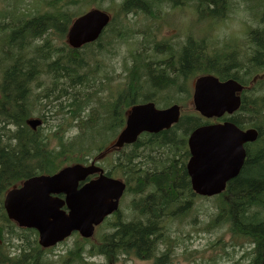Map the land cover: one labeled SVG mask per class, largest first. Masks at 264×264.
Wrapping results in <instances>:
<instances>
[{"label": "trees", "instance_id": "obj_1", "mask_svg": "<svg viewBox=\"0 0 264 264\" xmlns=\"http://www.w3.org/2000/svg\"><path fill=\"white\" fill-rule=\"evenodd\" d=\"M228 1L198 0L205 13L213 14L222 12ZM249 2L247 3L250 11L260 5ZM147 5V0H123L120 6L124 14L130 15L134 12L138 13L139 10L146 13L152 11ZM59 12L63 11L59 10ZM60 16L62 15L49 13L36 16L35 13H28L23 17H13L10 14L9 17L13 18L10 24L3 28L4 32H9L7 36L0 37L2 52L0 56L2 62L0 63V199L3 196L4 187L11 181L21 179L35 169L53 172L65 162L82 160L83 146L96 143L103 136L102 129H109L111 124L115 127L121 125L120 103L135 102L137 95L140 94L139 88H142L134 86L137 77V70L134 69L131 76L135 79L131 82V92L128 91V95H123L120 101L103 103V108H100L102 112H100L96 107L91 109L90 106L95 98L93 93L96 94L98 88H101L104 83L102 80V83H99L100 80H97L93 73L86 76L79 73V70L86 65V58L78 56V51L68 48L65 43L55 47L51 40L47 39L35 53L27 54L25 51L32 42L29 37L34 41L36 37H42L50 31H54V35L59 38L65 36L68 22L59 18ZM4 17H7V14ZM260 18L264 23V10ZM130 26L131 24L127 22H118L114 19L107 30L118 43H121L131 37L129 36ZM245 30L248 33L242 36L244 39H239V43L249 45L250 49L245 51L247 54L240 61L236 57L238 52L227 54L225 49L221 50L223 54L216 53V49H211L210 52L214 55L209 56L207 51L201 48L202 40H196L195 44L191 40L192 46L189 45L184 49L177 64L170 46H165L163 43L156 44L154 49L157 52H169L171 56L155 64L150 61L142 64L146 80L153 87L161 89V92L156 93L161 100L169 99L167 89L170 95H173L174 88L181 92L178 96H172V101L180 104L184 102L182 116L170 129L144 134L135 143L129 145L127 149L131 150L125 158L121 157L122 154L121 158L116 160L118 167L128 170V182L132 179L135 183L133 187L129 184V191L135 193V199L131 200L134 216L129 220L116 222L115 230L107 234L99 243L92 244L89 251L87 248L84 251L83 242L78 243L69 251L68 258L62 261V264H88L84 258V252L89 255H101L110 262L115 261L120 255L153 258L155 264L168 262L170 256L167 254H170V251L162 252L160 255L156 253L160 239L164 236L162 233L171 231V226L181 222L189 213L186 218L188 219L194 211L191 205L197 198L208 199L199 196L192 189L186 169V158L189 154L187 136L196 127L212 120L204 119L195 111L189 113L191 108L187 104L188 99L185 95L190 93V84H187L185 88L184 83L180 84L181 78L186 82L190 76L194 78L202 73H212L221 79L232 77L243 86H249V91L256 90L254 94L260 93L253 98L254 101L250 99V96L248 99L245 96L239 113L232 118L235 123L243 126L247 122H244L242 115L248 116L253 126L259 130L260 137L257 141L248 144L240 173L231 179L226 191L214 196L217 199L216 210L210 218L208 227L218 228L227 225L234 237L248 242V247L256 245L253 252L249 251L248 247L245 248L243 255L239 258H247L251 261L248 264H264V127L262 125L264 124V27L255 30L246 27ZM89 45L87 46L90 47ZM190 47H196L191 50V54L188 52ZM242 47L239 44V46L222 48L240 51ZM42 54L45 56L43 59H41ZM199 57L201 58L198 59ZM200 60L203 62L200 63ZM46 61H48V67L43 72ZM139 75L141 77V74ZM106 80L109 78L106 77ZM46 83L50 86L48 92L39 94L35 101L39 100L41 106L48 101L47 110L53 106L58 108V111L70 113V119L76 122L73 129H78V133L71 139L65 140L60 133H63V123H56L54 125L56 129L49 133V147L45 143L48 151L43 150L45 153L42 152L39 157V151L43 145L38 142H45L44 137L39 132L29 129L26 119L33 106L30 103V91H33L34 95L36 90L43 88ZM62 83H65L66 87L60 89L59 86ZM69 85L76 87L77 93L72 94L73 96L68 95L66 90ZM46 86L48 85L46 84L44 88ZM55 89L60 91L57 95H52L51 92ZM67 95L68 98H66ZM248 101L252 102V106L248 105ZM44 115L47 114L44 113ZM176 131L182 132L179 134L182 137L181 145L178 143ZM4 135L7 138L2 144ZM144 138H146L145 141H143ZM53 140L56 144L51 147ZM153 150L156 154L152 153ZM6 218L0 206V264H45L38 244L28 243L26 234L17 230L16 226ZM5 226L10 228L8 232ZM16 242H20V245ZM7 243L10 248L20 247V251L6 250ZM165 243L171 242L167 240ZM243 244L245 243H237L231 248L233 255L237 247H244Z\"/></svg>", "mask_w": 264, "mask_h": 264}, {"label": "rangeland", "instance_id": "obj_2", "mask_svg": "<svg viewBox=\"0 0 264 264\" xmlns=\"http://www.w3.org/2000/svg\"><path fill=\"white\" fill-rule=\"evenodd\" d=\"M45 1L50 0H38V5L35 4V0H0V37L7 36L9 31L3 30L7 26V24H10L13 17H23L25 12L32 13L34 8H37L38 10H44L46 3ZM122 0H75L73 3L68 5V8L70 10H87L89 7H100L104 6L106 8H109L116 17H118V5H120ZM264 0H250V4H260L259 6L254 7L253 10L248 9V3L244 0H239L236 4L235 0H229V4L226 6V8L222 11L223 16L225 17L229 13H231L235 9V21L234 25L230 28L229 32L221 33L218 31L217 28V20H214V23L211 25L209 31L207 30V23L203 24L201 27L200 25L203 23V21L209 17V15H212L211 13L207 12L203 13V16L201 15L197 5L193 2L189 5H181L185 7L182 11L179 13H175L173 11V7L170 3H164L165 7L162 11H160V21H157L151 17L143 18L142 14H139L138 16H135L132 21L123 20L120 19V22H127L131 24L130 28H135L139 30L138 33H136L133 37L127 38L123 40L121 43H118L116 45V48L113 50V53L111 54H105L102 56V61L100 68L97 72L98 79L99 80H106V77H109V79L114 76L116 80H120L121 75L127 74V70H124L120 72V65H121V58L122 55L126 57L127 64L129 66V70L131 72V75H133V70L137 69V77H136V83L134 86L142 87L139 89L140 94H144L147 91L144 87V81L146 80V73L144 69L142 68V64H146L148 61H152L154 59V51L151 46L147 43L144 45L143 37L145 34H158L162 37L163 42H167L169 44L177 43V42H183L184 39L175 40L174 36L178 34V32H182L184 35H188L190 38L195 41L202 40L205 46L206 53L210 55H214L209 52V46L211 44H214L217 42L216 38H219L222 43L225 41L229 36L232 34L234 30H236V37L232 36L230 37V43L233 45H238L239 39L243 38L242 36L246 35L248 33L247 30H245L246 27H251L252 30L262 28L264 27V23L261 21V14L264 10ZM263 2V3H262ZM103 7V8H104ZM193 9L194 13L192 15H189L187 12V9ZM5 13L11 14L13 17L10 18L9 15L7 17H4ZM206 14V16H204ZM1 15H3L1 17ZM153 14H150V16ZM190 26V27H189ZM189 27V28H188ZM200 27V28H199ZM188 28V29H187ZM199 28V30H198ZM186 30V31H185ZM191 30H198V34L190 33ZM206 31V32H205ZM204 32V33H203ZM202 33V34H201ZM217 33V34H216ZM215 35V37L213 36ZM239 39H238V38ZM43 40L39 39L37 43L42 42ZM147 42H150L149 39H147ZM224 43V42H223ZM7 50V48H5ZM192 49H196V47H190L188 49L189 54L192 53ZM5 50V51H6ZM212 51V50H211ZM79 52H82L79 51ZM220 54H223V52L219 51ZM5 53V52H4ZM200 55V53H198ZM228 54V53H227ZM247 52L244 50H241L240 54H238L236 57L238 61L242 60L243 57H245ZM2 55V52L0 50V56ZM79 56V55H78ZM208 56V57H209ZM199 57L198 59H200ZM97 58H94L91 62L92 66L96 68L100 64V60L96 62ZM141 60V64H140ZM203 61L200 60V63ZM0 63H2L0 61ZM201 66V65H200ZM112 67V70H111ZM1 71V69H0ZM116 71L117 73H115ZM79 74V73H77ZM82 74V73H80ZM141 74V77L140 75ZM179 75V74H178ZM130 76V75H129ZM198 75L195 76V78ZM176 77V76H175ZM178 77V76H177ZM227 79V78H226ZM139 80V81H138ZM138 81V82H137ZM128 82L131 85V80H128ZM0 83H1V75H0ZM48 85L44 88L45 85ZM43 88L39 89L40 94H45L48 92L50 86L48 83H46ZM181 84V83H180ZM74 85H69L66 90L68 91V95L73 96L76 91V87H73ZM60 89L65 88V83H62L60 86ZM120 89L116 88L115 91ZM60 90L55 89L51 92L52 95H57ZM72 91V92H71ZM131 92V89L128 90ZM129 92L126 94L128 95ZM193 92V90L191 91ZM37 94V93H36ZM38 95V94H37ZM68 95L66 98H68ZM257 95H260V93L257 94H249L250 99L252 101L253 98H255ZM138 97L139 94L137 95ZM99 97L102 101H107L105 96V90L101 91L99 93ZM109 98L116 99L117 97L113 96L112 90L109 91ZM64 99V98H63ZM191 100V98H190ZM39 101H35L34 108H33V115L39 116L41 113L44 112V109L42 107H38ZM48 101L46 102L45 106L47 107ZM170 105V104H169ZM168 105V106H169ZM192 106V105H191ZM49 107V106H48ZM98 108L97 105H91L90 108ZM120 107H122V103H120ZM163 107V106H162ZM167 107V106H166ZM103 108V105H102ZM90 109V110H91ZM52 110V111H51ZM58 108H53V106L50 107L47 111V121L45 122L44 126L41 129V133L47 134L49 129L52 128L54 130V124L62 122L63 126L65 125L67 116H70V113H66L64 111H58ZM102 112V109L100 110ZM247 114L246 112H244ZM85 113H83L84 115ZM237 114V113H235ZM123 115V112H122ZM242 118L244 122H247V125H251L253 122L249 120V117L246 115H242ZM261 124V122H260ZM104 125V123L101 125V127ZM264 125V124H262ZM75 124L73 126H69L68 131L65 133L60 132L61 134H64L66 136L74 137L76 135V132L78 129H73ZM103 136L105 133H108L109 137H107L105 140L98 139V144L101 145L105 141L109 140L113 134L111 133V130L108 129H102ZM111 131V132H110ZM78 133V132H77ZM111 133V134H109ZM179 134H182V132L176 131V136L179 139L178 143L181 145V139L182 137L179 136ZM7 137L4 136L3 140H5ZM146 138L143 139L145 141ZM42 143V141H39L38 144ZM43 145V144H42ZM131 149H127V152H125L121 157L127 155V153ZM43 147L39 151V157L42 155ZM45 153V152H44ZM92 153V151L87 152L88 156ZM152 153L156 154L155 150L152 151ZM120 157V158H121ZM107 169H110L106 165V162L103 164ZM29 166V164H28ZM119 168L115 169L112 168V172L115 173L118 176L126 177L125 172L118 170ZM129 184L133 187L135 185L134 181L130 179ZM130 196L127 198V200L123 201L121 211H118V213L121 215H115L109 219V221L104 224V226L97 232L96 237L100 238L104 234L114 231L115 229V223L119 220H124V216L129 215V212L134 216V212L130 209V207L127 206V202L131 200V198L135 199V193L133 191H130ZM215 198L210 199H204V198H197L195 203L191 205V207L194 208L193 213L188 219H186L189 216V213L186 214L183 217V220L181 222H176L173 226H171V231H166L165 234L162 233L163 239H160L159 243V252L158 254H161L162 251H169L171 252V256L168 259L169 264H248L251 261H249L247 258L240 259L239 257L243 255L245 248L248 247V242L239 240L236 237H234L231 232L229 231L227 225H223L218 228H210L208 227V223L210 222L211 216L214 214L216 208H215ZM48 202V201H47ZM125 221V220H124ZM6 231L10 229L9 227L5 226ZM28 236V243H34V239ZM81 238V237H80ZM162 238V237H161ZM78 240V237H72L68 240L66 244L59 247L58 249L55 247L50 253H46L45 257L49 256V258L57 260V254L61 255H68L67 251L74 249L76 242ZM169 240L171 243H173L175 246L173 250H170L172 247L169 246V244H166L165 242ZM245 244L244 247H237L236 253L233 255L232 247H234L237 243ZM35 245V243H34ZM90 245L87 246L89 248ZM91 248V247H90ZM89 248V249H90ZM249 251L253 250V246H249L247 248ZM96 251V250H94ZM93 251V252H94ZM87 258L89 255H86ZM131 257V256H128ZM95 262L97 264H101L102 261H104L102 256H96ZM124 258V259H123ZM120 259L118 264H153L152 260H146V259H138V258H131L126 259L123 257ZM54 264H57V262H54ZM75 264V263H71Z\"/></svg>", "mask_w": 264, "mask_h": 264}, {"label": "water", "instance_id": "obj_3", "mask_svg": "<svg viewBox=\"0 0 264 264\" xmlns=\"http://www.w3.org/2000/svg\"><path fill=\"white\" fill-rule=\"evenodd\" d=\"M107 14L93 10L79 18L69 33V43L73 47H80L83 44L94 41L99 37L104 27L108 24ZM243 87L233 80L220 82L213 76H203L196 80L193 103L204 117H220L225 113H233L240 106V97L237 93ZM180 107L173 106L167 110H156L154 104L135 106L128 116V125L120 134L116 146H122L125 142H133L143 130L159 132L163 128L179 120ZM30 124L35 128L39 121L31 120ZM212 141H206V139ZM257 134L253 130L246 132L238 129L232 122L225 124L207 125L195 131L190 137V145L194 152L199 155V164L192 170L193 188L201 194H213L220 192L227 180L237 176L242 168L246 156L244 143L254 141ZM212 153L218 151L223 154H232L229 164L226 167L211 168L205 156H202V149ZM230 154V155H231ZM94 165L84 167L80 164L67 167L54 176L40 177L36 182L28 181L27 189L32 197V205L25 209L28 219H25L24 212L17 208L11 213V217L18 220L21 225L41 224L46 214L56 219L59 215L53 213L47 206L50 192L65 191L68 193V203L74 213L77 211L86 217L83 226L77 224L78 218L74 216V228L80 229L86 237L91 236L94 231V224H99L103 218L118 208V199L122 195L125 184L101 176L98 180L91 181L81 190H77L79 180L85 179L90 173L98 171ZM106 189L109 191L107 192ZM39 204V207H35ZM58 204H55L57 207ZM49 220H45L46 230L52 237H57L60 229L66 221H56L55 226H50Z\"/></svg>", "mask_w": 264, "mask_h": 264}, {"label": "bare ground", "instance_id": "obj_4", "mask_svg": "<svg viewBox=\"0 0 264 264\" xmlns=\"http://www.w3.org/2000/svg\"><path fill=\"white\" fill-rule=\"evenodd\" d=\"M258 5V4H257ZM205 7V6H204ZM204 11V10H203ZM236 51V50H235ZM43 67V66H42ZM161 92V91H160ZM25 133V132H24ZM29 134V133H28ZM38 150V149H37ZM219 168V167H218ZM236 177V176H235ZM144 182V181H143ZM106 191L108 192L109 190L106 189ZM20 198L22 199H27V198H30V194L29 192H25L22 196H19ZM176 204V203H175ZM40 205L39 204H36L35 207H39ZM75 215L77 216L78 218V221H77V224L80 225V226H83L86 222V217L82 214H80L77 209H76V212H75ZM50 218V215L49 214H46L44 216V218L41 220V225L44 226L46 223H45V220H49ZM164 228V227H163ZM23 237V236H22ZM26 239V238H25ZM155 254V253H154ZM35 255V254H34ZM154 256V255H153Z\"/></svg>", "mask_w": 264, "mask_h": 264}, {"label": "flooded vegetation", "instance_id": "obj_5", "mask_svg": "<svg viewBox=\"0 0 264 264\" xmlns=\"http://www.w3.org/2000/svg\"><path fill=\"white\" fill-rule=\"evenodd\" d=\"M228 4H229V1L227 2V5H228ZM227 5H226V6H227ZM200 6L202 7L201 4H200ZM226 6H225L224 8H226ZM222 13H223V12H217V14H221V15H219V17H222V16H223ZM211 14H213V13H211ZM214 14H215V13H214ZM217 14H216V15H217ZM189 45L192 46L191 39H188V46H189ZM252 246L254 247V249L251 250V251L253 252V251H255L256 245L254 244V245H252Z\"/></svg>", "mask_w": 264, "mask_h": 264}]
</instances>
